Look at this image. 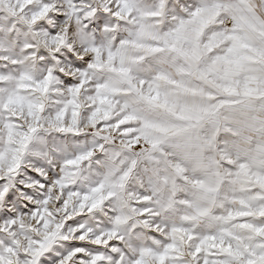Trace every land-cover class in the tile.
Here are the masks:
<instances>
[{"label": "snow or ice", "instance_id": "obj_1", "mask_svg": "<svg viewBox=\"0 0 264 264\" xmlns=\"http://www.w3.org/2000/svg\"><path fill=\"white\" fill-rule=\"evenodd\" d=\"M0 264H264V0H0Z\"/></svg>", "mask_w": 264, "mask_h": 264}]
</instances>
